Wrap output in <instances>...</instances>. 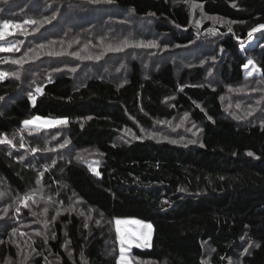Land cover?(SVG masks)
<instances>
[{"label":"trees","instance_id":"1","mask_svg":"<svg viewBox=\"0 0 264 264\" xmlns=\"http://www.w3.org/2000/svg\"><path fill=\"white\" fill-rule=\"evenodd\" d=\"M189 2L226 23L198 28ZM5 21L22 28L0 40L19 49L0 52V138L13 141L0 144V181L19 206L0 220V264H117L113 225L124 217L153 230L149 248L132 250L134 264H264V119L234 118L221 100L227 85L245 83L248 59L264 79V29L241 48L264 23V0H0V28ZM125 32L159 47L87 59ZM34 115L68 124L24 128ZM165 123L166 134H149ZM24 195L34 197L27 206ZM46 201L64 208L53 214ZM71 205L92 218L64 211Z\"/></svg>","mask_w":264,"mask_h":264},{"label":"rangeland","instance_id":"2","mask_svg":"<svg viewBox=\"0 0 264 264\" xmlns=\"http://www.w3.org/2000/svg\"><path fill=\"white\" fill-rule=\"evenodd\" d=\"M193 4H196L197 7L193 8L192 7ZM187 5H188V9H189L190 14H191V19H192V21L194 23H196V21L202 22V21H205V20L206 21H210L212 24H225L226 23V21L224 19H221V18H218V17H215V16H206V15H204L201 12V8H200L199 4H197L195 2L194 3L193 2H189V3H187ZM101 18H105V16H101ZM259 25H264V23L259 24ZM259 30H263V29H259ZM121 35H123L122 39H121ZM121 35L118 34L116 36V39L118 38L120 40L119 44L122 43L124 40H128L130 43H136V41H137L136 39H133L131 34L128 33V32L122 33ZM138 38H140V37H137V39ZM155 40L156 39H152V40H150V39L148 40L147 39V40H144L143 42L147 43L149 41H155ZM253 41H254V37L253 36H251V37L249 36L242 43L241 48L243 49V47L245 45L252 44ZM163 47L164 48L172 47V45H168V44L165 43L163 45ZM126 49H128V48H126ZM131 49H133V48H131ZM130 56H131V54H130ZM249 60H251V59H248L247 62ZM120 65L116 66V67L119 69ZM248 72H252V75L251 76H247L246 74ZM245 76H246V78H244L245 83H242L240 85H235V86H230V85L226 86V91L221 96L222 103H223L224 107L226 108V110L230 113V115L233 114L235 117H242L247 122H251V121L254 122L256 120L257 121H262L264 119V106H262L263 103L260 102V101H263V99H261V97L264 96V94H263V92H264V79L259 77L260 74H257L253 70V66L252 65H249L248 68H245ZM2 77L3 76H0V78H2ZM207 80H208V83L212 84L213 86L219 85L221 83V81H220V79L218 77V71H215L214 74L213 73L208 74ZM241 88H243L244 91H242V92L241 91H236L237 89H241ZM252 89H256V90L260 89V90H262V93H260L258 95L254 94L253 92H251L249 94H245L244 93L247 90L254 91ZM30 101H31V103H33L32 100H30ZM247 101H249V102H247ZM258 101H259V103H257ZM237 105H239V107H237ZM259 108H262L263 110H261ZM252 109H255V111H252V114L248 115V112L251 111ZM31 118H28V119H31ZM44 118H51V117H44ZM51 119H59V118H51ZM180 124L181 123L178 122V121L173 123L171 131L172 130H176L177 128H180V127H177V125H180ZM22 126L25 128L23 123H22ZM29 127L38 128L37 125H29L27 128H29ZM162 127L165 128V131L162 132L160 130L162 128H160L157 132L154 133V132L151 131V132H149V134H151L152 137L160 138L161 134H166L167 131L170 130V125L168 123H165ZM39 128H48V127L41 126ZM191 131H193L195 134L197 133L196 129H193ZM5 190H7V189L4 187V185L0 181V193H3V195H0V201L3 200V201L6 202V206L3 207L1 209V212H0V220H2V219L4 220L7 217V215H8L7 214L8 206L11 207V208H15V209L19 206V205L16 204V202L18 201L19 198L8 197L6 195L7 192ZM40 195L39 196L41 198H39V199L41 201L42 200H48V199H46V197H44L43 194H40ZM46 202H48V205H46L45 210H50L52 212H54V211L55 212H60L64 208V207H61L60 204L55 205L51 201H46ZM53 207H56L55 210H53ZM65 208H67L69 210H73L74 212H77L80 216H83L86 219H88L89 216L92 218V215L90 214L91 212L89 213V212H85L86 210H81L78 205H71V206L65 207ZM55 212L53 214H56ZM81 213H83V215H81ZM116 219H120L122 221L140 220V219H137V218H130V217L116 218ZM115 221H114L113 229H114V235H115L114 239L116 240L115 241V245H116L117 259H118L119 255H120V251H119L120 246H119V242H118L117 237H116V224H115ZM140 221H142V223H147V224L151 225V223H149L147 221H143V220H140ZM120 229H121V233L122 234H132L135 231V233L138 235L140 232L147 233V231H148V229L140 228L137 225L129 226L126 223H122L120 225ZM152 232H153V230H152V226H151V236L148 237V239L146 241H142V243H147L148 247L140 248V249H147V248L150 247L151 239H152ZM135 239H136V237L133 236V240L134 241H135ZM124 247L126 249H128V245L127 244H125ZM106 248H107L106 251L108 253H111V252L113 253L114 252L113 246H112V242L111 243H107ZM134 248H136L135 244H133V246L126 253V255L130 258V264H134L133 260L131 259V252H132V250ZM235 263L236 262H233V264H235ZM147 264H155V263H147Z\"/></svg>","mask_w":264,"mask_h":264},{"label":"snow or ice","instance_id":"3","mask_svg":"<svg viewBox=\"0 0 264 264\" xmlns=\"http://www.w3.org/2000/svg\"><path fill=\"white\" fill-rule=\"evenodd\" d=\"M107 2H111V0H107ZM193 8H196L197 5L193 4L192 5ZM151 15V13H150ZM55 15H53L50 18L45 19V21H43V23H48L50 22V20L55 19ZM214 19V18H213ZM37 21L36 20H25L24 24H36ZM196 25L199 28L200 26V22L196 21ZM9 28H22L21 25L19 24H10L9 22L5 21L3 23L2 28H0V40L4 39L5 36L8 35H12L13 33L6 31ZM259 29H264V25H259L258 27H254L251 29V31L249 32V36L251 37L253 32L258 31ZM213 30L209 29V32H212ZM229 31H231V29L229 28ZM39 47L41 49H43L45 47L44 44H40ZM159 47V45L155 42V41H149L147 43L140 41L137 43H130L128 40H124L122 43L120 44H116L115 46L113 45H108L106 52H101L100 54L95 55L94 57L92 55H89L87 57V59L92 60L95 59L96 61H100L101 59H103L104 55L107 52H111V53H120L123 52L126 48H157ZM176 47H180V45H176ZM15 48L16 51H19L18 48H16L15 43H10L8 45V47H0V52H8V51H12ZM83 51V50H82ZM47 55L49 56H62V55H66L65 52H49L47 53ZM74 56H76V58H82L80 56V53H73ZM36 59H39V57L37 56ZM24 62V58H22L21 60L16 61V63L20 64ZM249 65L253 66V70L259 74L260 73V69L256 68V66L253 64V62L251 60H249L246 64L243 65L244 68H248ZM124 65L121 64L120 68H123ZM61 69L57 68L55 69V71H60ZM72 72H75L77 69L75 67H72L71 69H69ZM119 70V69H118ZM3 75H7V73H0V76ZM247 76H251L252 72H248L246 74ZM236 91H244L243 88L241 89H237ZM36 92L39 93L41 92V89L37 88ZM30 100H32L33 104H35V97L32 96L31 94L29 95ZM259 103V101L257 102ZM199 106V105H198ZM237 107H239V105H237ZM252 111H255V109H252L251 111L248 112V115L252 114ZM234 118H239V117H235ZM88 119H91V117H88ZM23 125L25 126V128H27L29 125H37L38 129L39 127L43 126V127H48V128H53V127H59L61 125L66 126L68 124V119L67 118H59V119H51V118H44L40 115H34L31 119H26L23 122ZM183 124V121H181L180 125H177V127H180ZM83 126V125H82ZM193 128L196 127L195 124H193L192 126ZM188 131H191V129H188ZM193 135H195V133H193ZM56 137L54 136L53 139H55ZM170 143H177V141L175 140H170ZM70 143L69 139H64L62 143H58L56 145V147L54 148H45L44 151H56L57 148L59 149H63L65 148L68 144ZM188 143H195V141H188ZM0 144H8V145H12L13 141L7 138H0ZM20 147L23 148L24 147V143H23V139H21V143H20ZM30 151L32 153H36L38 151V148L36 147H32L30 149ZM249 156L252 155L251 152L248 153ZM79 159V155L77 157ZM21 159H23V157H21ZM53 163H55V161H53ZM91 171H93V174L95 175H99V172H97L95 169L90 168ZM45 171H47V167L45 168ZM41 175H43V173H41ZM40 181H37V184H39ZM183 190V189H181ZM0 195H3V193H0ZM29 200H34L33 195H24L23 197L20 198V204L23 206H27V201ZM35 202V201H34ZM165 203H167V201H165ZM65 211H69V209H65ZM35 214V213H34ZM81 215H83V213H81ZM102 215V214H101ZM53 220L55 219V217L52 218ZM88 219H91V217L89 216ZM97 224L100 223L99 220L96 221ZM122 223H126L129 226L132 225H137L140 228L143 229H148L147 233L144 232H140L138 235L135 233V231L132 234H122L121 233V229H120V225ZM116 224V237L117 240L119 242V251H120V255L119 258L117 259V264H130V258L126 255L127 251L133 246V244H135L136 248H145L148 247L147 243H142V241H146L148 239V237L151 236V225L147 224V223H142V221L140 220H130V221H122L120 219H116L115 221ZM85 227H87V224L84 225ZM44 227H47V223H45ZM37 235H40V233H37ZM133 236L136 237L135 241L133 240ZM2 242V241H0ZM125 244L128 245V249H126L124 246ZM245 252H247L248 250L245 249Z\"/></svg>","mask_w":264,"mask_h":264}]
</instances>
